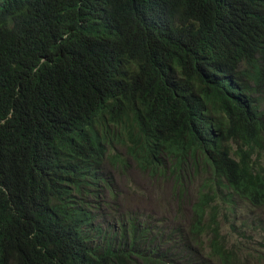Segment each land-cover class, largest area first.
<instances>
[{
    "label": "trees",
    "instance_id": "trees-1",
    "mask_svg": "<svg viewBox=\"0 0 264 264\" xmlns=\"http://www.w3.org/2000/svg\"><path fill=\"white\" fill-rule=\"evenodd\" d=\"M132 169L167 218L127 210ZM253 261L264 0H0V264Z\"/></svg>",
    "mask_w": 264,
    "mask_h": 264
},
{
    "label": "rangeland",
    "instance_id": "rangeland-1",
    "mask_svg": "<svg viewBox=\"0 0 264 264\" xmlns=\"http://www.w3.org/2000/svg\"><path fill=\"white\" fill-rule=\"evenodd\" d=\"M157 183L159 182L155 183L151 181L146 175L134 169L129 171L123 178L116 180L117 188H120L122 191L129 212L147 215L151 214L158 219L167 218L164 212L170 211L171 209L159 210V207L162 205L164 207L168 206V195L164 193L169 192V188ZM163 186H165L166 189ZM184 210H187V207H184ZM170 214L172 215V212ZM184 221L182 222V226L185 224ZM169 226L178 227L180 223L176 221L171 222ZM259 239L260 238L257 237L254 240L258 241ZM252 246L253 249H251V252L253 253V250L257 249L256 253L258 254L259 250L257 245L253 244ZM253 264L260 263L253 261Z\"/></svg>",
    "mask_w": 264,
    "mask_h": 264
}]
</instances>
